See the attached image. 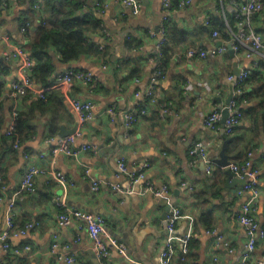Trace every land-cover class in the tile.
Wrapping results in <instances>:
<instances>
[{"label": "crops", "instance_id": "0c3cea01", "mask_svg": "<svg viewBox=\"0 0 264 264\" xmlns=\"http://www.w3.org/2000/svg\"><path fill=\"white\" fill-rule=\"evenodd\" d=\"M139 2L140 11L132 14L121 3L103 0L97 15L108 29L106 60L83 55L68 63L72 66L70 69H80L78 71L90 73L93 78L91 85L75 81L69 95L90 100L94 108L93 119L80 127V135L72 143L75 150H80L84 144L92 148L80 151L76 157L60 153L56 158L57 170L73 181L66 192L60 190L47 172L48 155L55 137H60L61 128L70 130L75 125V113L62 96L59 98L60 94H52L48 101L37 106L32 104L40 99L36 94L28 92L30 99L17 98L9 90L10 84L17 79L20 65L14 48L28 47L35 36V27L24 34L19 23L23 18L30 19L31 24L40 23L39 12L34 8L39 2L32 5V10L28 1L0 6V35L4 38L0 39L3 89L0 102L5 117L0 126V138L14 104L19 109L32 110L28 122L33 128L27 141L1 159L4 186L0 187V196L4 200L0 204V233L6 230L7 202L18 188L26 166L32 163L43 169L35 177L32 192L15 200L16 222L30 220L34 227L24 235L8 239L11 248L29 246L30 254L16 259L1 252L0 264H101L90 248L91 240L84 222L72 220L67 226L58 224L57 216L63 211L59 205L62 199L69 208L102 216L107 233L124 246L127 256L142 264H159L167 236L164 213L169 204L178 207L184 215L176 221L174 234L181 237L192 231L185 261H180L181 244L175 241L170 264H239L244 258L248 263L262 258L264 237L256 236L255 247L249 251L246 248L249 234L237 221L241 205L254 196L252 191L242 190L243 184L238 182L247 179L239 178L234 172L230 178L227 169L217 165L206 173L203 159L192 156L190 150L195 141H201L206 145L208 157L214 159L224 144V154L231 163L241 162L250 153L246 159H250L257 171L252 216L258 228L264 230V109L261 98L256 95L259 83L264 81V50L252 52L251 56H247L249 52L245 48L236 51L231 48L229 52L230 39L223 42L213 33L202 34L200 27L211 14L225 16L227 12H235L231 0H191L184 7L171 9L164 8L162 0ZM253 19L254 29L264 35L263 15L256 12ZM164 22L175 25L188 36L185 44L173 46L174 51L161 61L158 57L161 32L156 29L164 26V30ZM235 26L236 31L237 24ZM128 35L132 36L131 44L125 43ZM220 42L226 48L224 53L207 54L203 58L186 55L189 49L208 50L220 46ZM50 54L54 72L48 82L68 69V64L61 62L55 50ZM125 61L129 69L123 66ZM159 67L162 77L155 84V104H148L145 115L127 128L124 113L135 108L140 101L136 92L147 89L150 76ZM246 69L258 73L244 86L245 93H254L242 104L246 111L233 134L225 140L222 124L217 131L211 130L205 126L204 119L213 109L224 108L231 92L236 95L234 84L227 77ZM187 82L194 85L193 90L184 89ZM162 106H169V111L163 112ZM108 108L114 110L113 119L107 113ZM49 128H56L53 135ZM39 153L45 157L37 158ZM120 157L124 158L128 171L135 170L143 162L148 163L143 178L134 185V194L124 192L131 184L126 174L118 169ZM92 179L99 183L97 191L91 188ZM147 184L155 188L167 186V197L136 193ZM115 185L119 189H114ZM205 218L209 219L208 226L202 222ZM103 241L109 248L105 264H133L106 238ZM53 243L75 251V259L69 263L68 259L58 258L51 252Z\"/></svg>", "mask_w": 264, "mask_h": 264}, {"label": "built area", "instance_id": "2783aa9c", "mask_svg": "<svg viewBox=\"0 0 264 264\" xmlns=\"http://www.w3.org/2000/svg\"><path fill=\"white\" fill-rule=\"evenodd\" d=\"M96 5L100 7L101 2L103 6V0H94ZM115 2L121 3L125 5L132 14H137L140 11L141 4L139 0H114ZM171 0H162V5L164 8L169 9ZM191 0H181L180 7H184L190 4ZM17 0H0L1 5H7L8 3H16ZM231 4L235 9L236 14L239 16V21L237 22V30L232 32L230 37L229 46L233 50H240V48H245L248 50L247 56H251L252 52H258L264 48V35L257 32L253 25H252V17L253 15L258 12L262 8L261 0H247L244 3L239 0H231ZM100 11V10H99ZM24 29L22 28L21 31ZM161 32V39L158 43L162 41V26L160 29H156ZM153 35V32H151ZM213 36L218 37L216 31L213 32ZM0 39H4L0 35ZM223 41V40H221ZM224 42V41H223ZM220 46L212 47L208 50L199 49H189L186 51V55L189 58L194 56L199 57H206L214 56L225 52V46L220 42ZM251 52V53H250ZM14 55L17 56L20 60V65L17 68V79L13 80L10 84L9 90L11 94L16 96L17 98L25 96L28 92H32L36 94L39 98L45 99V94L58 89L64 98V100L68 103V105L72 108L73 112L76 115V124L77 127L75 131L71 134L66 136L55 137L54 139V146L52 147L50 154L49 164H48V173L50 178L59 186L62 192H66L69 186L73 185V181L67 178L64 174H62L59 170H57L55 166L56 158L60 153H64L70 157H76V155L80 151H85L91 149L92 146L88 144H84L81 146L80 150H75L72 148V143L75 139L80 135V127L89 122L93 119V108L94 105L90 100H79L77 98H73L69 95V89L74 84L75 81L81 82L85 85H91L93 83V78L90 73L78 71L75 69H67L60 73H58L54 80L49 82L45 85L37 86L35 85L28 75V69L32 64V59L27 55L26 51L23 50L20 46L14 48ZM249 69L239 71L236 75H229L227 79L233 82L234 87L241 83L248 75ZM162 77V71L160 68H157L155 73L150 76L149 83L147 89L143 92H136V96L140 97V101L135 104V107L141 103V108L139 109V113L137 114L136 109L134 108L131 111L124 113L125 125L127 128H130L136 121L139 120L141 115L146 113V108L143 104V101L148 98L149 104H155V98L157 94H155V84L159 81ZM198 82H196L197 84ZM184 89L186 91L193 90L194 85L190 83H186L184 85ZM236 95L239 94V90L235 89ZM234 94V93H233ZM234 95L230 102L225 106L228 111V115L225 121L222 123L223 131L230 132L231 128L234 125H238L242 118V113L239 108L236 106L235 102L233 101ZM18 108L16 104L12 106V110L10 113V118L8 125L5 128L6 134H11L14 129V119L16 112L15 110ZM163 112H168L169 107L162 109ZM107 113L111 116V119L114 117V110L112 108L107 109ZM221 111L219 109H213L210 111L204 119V124L211 130H218L221 124ZM14 149L19 148L18 142L15 141L12 145ZM192 156H200L205 163V172L210 173L212 170V166L215 165L213 159L208 157V152L206 145H204L201 141H195L191 150ZM250 156V153L247 154ZM26 158H30L29 154H25ZM45 157L43 154H38L37 158ZM148 163L143 162L141 166H138L135 170L128 171L126 169L124 158L120 157L118 159V169L122 174H126L131 186L126 189L124 192L127 194H134L135 190L134 185L137 184L144 176V171L147 169ZM227 170L234 172L238 175L239 178H246L247 181L243 184L242 190H250L253 192L254 196L244 202L241 205L240 211L237 215V221L246 228L249 239L246 244V248L249 251H252L255 247L256 243V236L263 238L264 237V230L259 229L255 219L252 216L253 207L252 203L254 198L257 194V191L254 187V177L256 174V170L252 166V162L250 159H246L243 164H239L236 162H230L227 166H225ZM43 169L39 168V166L35 164H28L23 171V174L20 178V182L18 188L12 193L10 196L9 201L6 205V216H5V223H6V230L0 233V253L1 252H9L11 256H15L20 258V256L30 254L29 246L25 245L22 248H11L9 243L10 236H17V235H24L27 230L34 227V223H26L23 227L17 228L14 220V208H15V200L26 193H31L35 187V177L39 175ZM85 173H88V170H85ZM245 180V179H244ZM183 184V183H182ZM91 188L93 191H97L99 189L98 181L92 179L91 181ZM114 189H119L117 185L113 186ZM239 191V190H238ZM237 191V192H238ZM149 192L150 194L165 199L167 197L168 188L165 185H162L160 188H155L150 184H147L144 188L140 189L136 193H145ZM241 192V190H240ZM3 197L0 196V204L3 202ZM59 205L63 208V211L57 216V222L60 226H67L71 223L72 220H80L85 223L86 231L88 237L91 240V249L94 250L96 258L99 259L101 264H105V259L109 255V248L103 241V238H106L110 245L114 247L121 255H123L129 262L133 264H142L136 260H133L129 256L126 255L125 248L123 245L119 244L115 238L111 237L105 228V222L102 216L99 214L91 213L82 211L80 209L69 208L64 200L62 199L59 201ZM184 217L181 210L178 207H170V210L165 214V223H166V230L167 236L164 240V246L161 250L159 256V264H170V261L174 254V243L178 241L181 244V254L185 255L188 251V243L191 236L192 231H188L184 236L177 237L174 234V227L176 221ZM256 234V235H255ZM51 252L54 253L58 258L64 259L65 261L68 259L69 263H71L75 259V251H71L68 246H60L56 243L51 245ZM239 264H264V253L260 260L254 263H248L245 258L239 262Z\"/></svg>", "mask_w": 264, "mask_h": 264}, {"label": "trees", "instance_id": "16d2710c", "mask_svg": "<svg viewBox=\"0 0 264 264\" xmlns=\"http://www.w3.org/2000/svg\"><path fill=\"white\" fill-rule=\"evenodd\" d=\"M21 1H28V5L31 7V10L32 5L36 2H39L38 4L34 5V8H36L35 10L39 12L41 18L40 23L31 24L30 19L28 18H23L19 23L21 29H24L22 31L24 34H28L31 31V28L35 27V36L29 41L28 47L24 48V46H20L23 50H26V52L32 59V64L28 69V75L35 85L40 86L48 84L49 78L53 75L54 68L52 64V57L50 54V51L52 49L56 51L61 62L65 64L75 61L83 55L102 57L106 60L105 56L108 54L106 46V32L108 31V29L105 26L104 21L100 18L99 15H97V12H99L100 7L96 5L95 1L17 0L18 3H20ZM180 1L181 0H171L169 9L173 7L180 8ZM261 4L262 8L258 11V14H262L264 17V0H261ZM43 15L45 17H43ZM252 18H254V15ZM238 21L239 16L234 11L225 13V16L220 13L211 14L207 18L206 24H203V27L201 26L200 29L201 31L203 29V35L208 36L210 35V33H213V31H216L220 40L228 41L231 37V33L235 32V24H237ZM252 22L254 23V19ZM164 25V32H162L164 33V39L161 41L158 51V57L161 61L164 60L165 57H169V53H172L174 51L173 46L185 44L188 36L187 32L178 29L175 25H167L166 22H164ZM258 31L260 33V30ZM99 38L101 39V41H99ZM124 40L127 44L133 43L131 35L126 36ZM262 50H264V48ZM123 66L127 67L126 69H129L128 62L125 61L123 63ZM134 70L132 69V71ZM249 72L250 73H248L247 77L241 83L235 86V89L239 90L240 92L233 98V101L242 113V117L246 109L241 106L244 102H246L247 96H253L254 93V91L251 92L249 95L248 93H245L247 89L244 86L249 80L258 76V73L256 72ZM259 84L260 86L259 88H257L256 95L261 98V102H263L262 105L264 109V81L263 83L260 82ZM2 92L3 89L0 83V95L2 94ZM52 94H57L58 96L60 94L59 98L62 96V93L58 89H55L46 93L45 99H37L33 101L32 104L34 103L37 106L42 105L43 103L48 101V99H50L49 97ZM29 96H31V94L27 93L24 97H28L27 99H30ZM143 104L145 107H147V105L149 104L148 98L143 101ZM141 107V103L135 107L137 114L139 113V109ZM167 107L169 106H162V109H165ZM1 108L2 107L0 102V126L5 119L4 114H2ZM11 110L12 109H10V113ZM31 111L32 110L26 111L17 108L15 110L16 115L14 119L13 132L11 134H6V132L4 131L0 138V187L4 186V169L2 168L1 159L7 152L14 150L12 145L15 141H17L18 145L20 146L25 141H27L28 138L33 134V128L28 122L29 114ZM144 115L145 114L141 115V117H143ZM236 127L237 125H234L231 128V131L228 133L223 131V137L225 140L230 138L231 134H233ZM55 130L56 128H49L50 134L53 135V132H55ZM246 157L242 159L241 162L239 161L237 163L243 164V162L246 160ZM14 222L17 228L23 227L26 223H31L30 220H27L18 224L16 222V219L14 220ZM202 222L207 224L208 226L209 219H202ZM188 251L185 255L181 254V262L185 261ZM10 256L11 253L6 252V257ZM12 257L16 259L18 258L15 256Z\"/></svg>", "mask_w": 264, "mask_h": 264}, {"label": "water", "instance_id": "95a60500", "mask_svg": "<svg viewBox=\"0 0 264 264\" xmlns=\"http://www.w3.org/2000/svg\"><path fill=\"white\" fill-rule=\"evenodd\" d=\"M228 49H229V52H230V50H231L230 46L228 47ZM67 67H68V69L72 68V66L70 64H68ZM232 97H233V92H231L230 95L228 96V98L226 100L227 104L230 102ZM217 109H219L221 111V115H222L221 124H222L225 121V119H226V117L228 115V111H227V108H225V107L224 108L218 107ZM8 122H9V119L6 120L5 127L8 125ZM76 127H77V124L75 122V125L70 130H65L64 128H61L60 136H66L68 134L73 133L75 131ZM213 162L215 163V165H217L218 167H221V168H224L225 166H227L230 163L229 160L227 159V155L224 154V144L222 146V149H221L218 157L214 158ZM227 173L229 174V176L231 178L232 177L231 171L227 170ZM238 182L241 183V184H244L245 180L241 179ZM169 210H170V204L165 207L164 216Z\"/></svg>", "mask_w": 264, "mask_h": 264}]
</instances>
